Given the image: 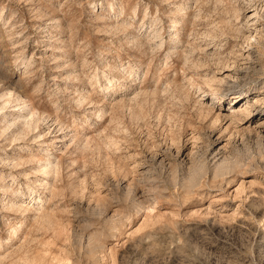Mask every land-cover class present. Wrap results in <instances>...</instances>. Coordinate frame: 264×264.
Returning a JSON list of instances; mask_svg holds the SVG:
<instances>
[{
	"label": "rangeland",
	"instance_id": "obj_1",
	"mask_svg": "<svg viewBox=\"0 0 264 264\" xmlns=\"http://www.w3.org/2000/svg\"><path fill=\"white\" fill-rule=\"evenodd\" d=\"M5 103L0 264H264V0H0Z\"/></svg>",
	"mask_w": 264,
	"mask_h": 264
},
{
	"label": "bare ground",
	"instance_id": "obj_2",
	"mask_svg": "<svg viewBox=\"0 0 264 264\" xmlns=\"http://www.w3.org/2000/svg\"><path fill=\"white\" fill-rule=\"evenodd\" d=\"M250 11V10H249ZM250 12H251V15H250ZM248 14H249V16L246 14L245 15V17L246 18H250L252 15H257V12H256V9H253L252 11H250ZM258 16V15H257ZM172 26L175 28V30L174 31H177V29H176V27H178V21H173L172 22ZM175 36V35H174ZM175 38H177V37H175ZM163 43L162 42H160V44H159V48H161L163 45H162ZM149 45V44H148ZM151 46V45H150ZM151 48V47H150ZM185 58V63L187 62V59H188V57H187V55L184 57ZM184 60V59H183ZM189 63V62H188ZM184 67V66H183ZM212 80V79H211ZM207 84H209V83H207ZM205 93V92H204ZM217 99H220L219 97H216ZM200 101V100H199ZM198 101V103H200ZM197 103V102H196ZM202 106L204 105V103H200ZM6 107H7V104L5 103L4 105H2L1 107H0V109H3V108H5L6 109ZM24 107H26V109L28 110H26V109H24ZM24 107L22 108V109H19V111L17 110V113L16 112H13V113H9V111H4V112H6L5 113V115H4V118H6V116H9V118L11 119V122H9L8 121V119H7V121L10 123V124H13L14 126H15V128L16 129H20V128H31L32 127V124H33V116H35L36 117V115L34 114V113H36V112H34V110L30 107V108H28L27 107V105H24ZM2 111V110H1ZM26 111V112H25ZM3 112V113H4ZM29 112V113H28ZM28 113V114H27ZM37 114V113H36ZM10 115H11V117H10ZM34 117V118H35ZM3 118V119H4ZM4 121H5V119H4ZM6 121V122H7ZM35 121V120H34ZM6 124V123H5ZM10 124H9V126H10ZM7 125V124H6ZM12 126V125H11ZM13 126V127H14ZM34 126V125H33ZM16 133V132H15ZM14 135V134H13ZM16 137V136H15ZM22 137V136H21ZM20 138H18V140H19ZM16 140H17V138H16ZM54 160L51 158V159H48V162L47 163H45V167L47 168V169H49V170H52V168L54 167V166H56V165H54L53 162ZM46 168H45V170H46ZM223 169H224V165H218L216 168H215V174L216 175H220L221 173H222V171H223ZM49 170H47L46 172H48ZM225 171V170H224ZM49 173V172H48ZM225 173V172H224ZM40 200H41V198H40Z\"/></svg>",
	"mask_w": 264,
	"mask_h": 264
}]
</instances>
